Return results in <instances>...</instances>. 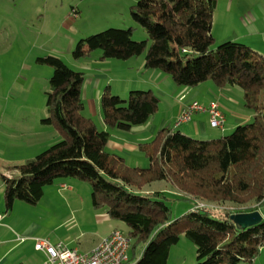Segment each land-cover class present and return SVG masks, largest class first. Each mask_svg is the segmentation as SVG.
Returning a JSON list of instances; mask_svg holds the SVG:
<instances>
[{
  "label": "trees",
  "instance_id": "16d2710c",
  "mask_svg": "<svg viewBox=\"0 0 264 264\" xmlns=\"http://www.w3.org/2000/svg\"><path fill=\"white\" fill-rule=\"evenodd\" d=\"M217 4L218 0H138L131 15L148 33L150 43L133 40L131 28H111L80 40L73 57L78 60L101 50V60H129L147 50L145 68L169 75L178 86L192 88L213 81L219 88H241L244 105L252 112L251 123L208 140L165 126L150 142L139 144L149 166L130 167L108 150L109 129L131 132L147 124L160 99L152 90L131 91L128 99H122L107 87L101 96L106 129H100L84 113L85 73L58 57L39 58V63L54 69L46 93L48 116L42 124L54 127L62 139L8 169L17 172L12 178L1 174L6 209L11 210L17 200L36 205L46 186L74 179L90 185L95 209L128 225L132 258L142 248L136 261L129 256L125 264H167L182 233L197 247V264L253 263L264 248V219L242 229L230 216L264 206V56L234 41L213 49ZM157 181L173 183L185 199L226 207L219 208L225 213L219 216L217 209L196 205L174 220L165 193L145 190Z\"/></svg>",
  "mask_w": 264,
  "mask_h": 264
},
{
  "label": "rangeland",
  "instance_id": "374dc122",
  "mask_svg": "<svg viewBox=\"0 0 264 264\" xmlns=\"http://www.w3.org/2000/svg\"><path fill=\"white\" fill-rule=\"evenodd\" d=\"M137 2L138 0H0V215H5V218L0 217V255L11 249L4 264H20L23 259L24 264H35L43 254L35 248L37 239L57 244L68 233L69 227L72 231L79 230L65 222L68 216L67 205L70 202L74 204L76 198L80 203L92 205L90 185L87 182L67 179L65 182L72 184L73 190L79 192L76 197H70L69 191H73L72 189H61L62 181L57 180L53 185L44 188V195L36 205L17 200L11 210L6 209L1 175L6 170L5 166L20 165L34 159L62 139L54 127L42 124V120L48 116L46 93L50 90L49 80L54 69L39 63V58H61L76 71L83 65L102 69L99 71L106 72L101 80L102 92L109 87L111 94L122 99H128L131 91L152 90L160 99L159 109L151 118L156 126L166 121L169 122L167 126H171L177 95L182 91L179 89L191 88L176 85L169 75L161 71H157V74L165 77L158 84L152 81L149 78L151 71L144 69L147 50L141 56L129 60H101V50L92 52L86 58L77 60L73 57V51L80 40L111 28H131L133 40L150 43L148 33L131 15ZM255 18L259 21L251 28ZM213 28V49L226 41H234L264 56V0H218ZM208 83L219 90L213 81L205 84ZM199 90L201 95L199 98L196 96V99H205L206 90ZM196 92L193 91L191 98ZM219 99L228 109H241L252 114L244 105V91L241 88L225 87ZM229 112L228 110L229 122L226 123V130L221 132L214 128L217 133L212 136L213 139L230 135L238 127L232 125L235 119ZM86 115H91L102 129L97 114L86 112ZM177 119L178 116L175 122ZM184 125L180 127L181 131H186L187 126ZM109 131L112 142L122 143V139L140 144L151 141L137 140V132H123L111 128ZM122 153L121 156L130 167L147 168L150 164L146 154L140 149L127 148ZM145 190L165 193L164 200L171 208L174 220L196 209V205L217 209L214 211L219 216L225 213L220 209L226 207L203 205L192 198H183L180 190L169 181L154 182L147 185ZM258 211L264 216V206ZM113 222L118 224L117 230L128 234L127 224L118 220ZM75 234L76 232L73 233ZM6 240L8 242L3 243ZM140 252L142 248L138 247L134 258L132 251L129 252L132 262L138 259ZM197 262L196 245L184 233L180 234V241L171 248L167 264ZM243 264H264V248L253 263Z\"/></svg>",
  "mask_w": 264,
  "mask_h": 264
},
{
  "label": "crops",
  "instance_id": "0c3cea01",
  "mask_svg": "<svg viewBox=\"0 0 264 264\" xmlns=\"http://www.w3.org/2000/svg\"><path fill=\"white\" fill-rule=\"evenodd\" d=\"M257 21L259 20L255 18L254 23H251V28L255 26ZM213 32L215 33V28H213ZM144 69L146 71H151L152 74L149 75V78L152 81H154L156 84H158L159 80L165 77L161 74H157L158 70L146 69L145 62H144ZM99 70H102V69L83 65L77 71H82L86 75V81H85V86L83 90V99L86 104L84 113L85 115H86V112H88L89 114L91 113L97 114L100 119L101 127L103 129H106V126L103 121L102 111H101V96L103 93L101 89V84H102L101 80H102V76L106 74V72L99 71ZM146 81L149 82L148 79ZM205 83L197 87H193V88L179 89L180 91L181 90L182 91H181V94L177 95L178 97H177L176 105H175L174 112H173L174 119L170 127L174 126L175 119L178 116L179 112L181 111L182 107L185 104L191 103L192 101H198L199 103H201L202 105L206 107H208L211 102H218L220 105V110L226 116V123L229 122L228 115H227L228 110L233 115L235 120L232 123V125L234 127L237 125L238 126L243 125L246 121L252 120V114L243 112L241 109H228L226 106H223L221 104L219 96L222 94V90L225 87L224 88L218 87L219 90H217L215 86H213L212 84H209V83L205 84ZM203 85H206V86H203ZM199 89L206 90L207 97L205 99H202V100L196 99V96H198L199 98V96L201 95L199 94L200 92ZM193 91H197V92L191 98ZM232 100L233 99L230 100L231 103L233 102ZM235 102L238 103L237 100H235ZM86 116L92 118L91 115H86ZM167 124H169V122L167 123L166 121L164 122V124L156 126L154 122L151 121L150 119L147 124L134 128L131 131V133L137 132L139 134V137L137 140L145 139L148 141V140H152L156 136L158 131L162 129L163 127L167 126ZM184 126H187V128L185 129L186 131H182L184 134L191 136L193 138H200V140L213 139L212 136H214V134L217 133L210 124V115L208 112L194 114L192 117V120L188 122L187 124H185ZM221 132L223 131L221 130ZM139 144L140 143L136 141H133L132 143V142H128L123 139H122V143L112 142V140L110 139L107 147L109 151L119 154L121 156V154H123L122 152H124L127 148L131 150H136V149L139 150ZM5 167H6V170L3 171L4 174L5 172L6 173L16 172V171L8 170L10 168L12 169V167H14L13 165H7ZM68 180H59V181H62L60 183V186L67 185L69 189L73 190L74 189L73 185L65 182ZM69 193H70V197H76V195H79V192L74 191V190L69 191ZM76 201H77V205H76ZM74 202H75L74 204L70 202L68 205L66 203L67 209H68V216L66 217L67 220L65 222L71 223L73 227H77L79 228V230L72 231L69 227L67 231L68 233H66L65 237L61 238L62 240L61 243L65 244L66 246L70 248H77L81 252H91L99 245L102 239L108 237L113 231L117 230L116 228H118V224L113 222L114 220H112L104 210L102 209L97 210L92 205L87 206L85 202L80 203L77 200V198L76 200H74ZM0 212H1V207H0ZM0 217L5 218V215H0ZM74 232H76L75 235H73ZM6 242H8V240L4 241L3 243H6ZM0 245H1V242H0ZM10 250L11 249L4 251V254L0 255V264H4L7 256L9 255ZM1 251L2 250H0V252ZM45 259H46V255L43 252V254L40 255L39 261H37L35 264H42ZM24 263H25V260L23 259V261L20 262V264H24Z\"/></svg>",
  "mask_w": 264,
  "mask_h": 264
},
{
  "label": "built area",
  "instance_id": "2783aa9c",
  "mask_svg": "<svg viewBox=\"0 0 264 264\" xmlns=\"http://www.w3.org/2000/svg\"><path fill=\"white\" fill-rule=\"evenodd\" d=\"M184 98V97H183ZM208 112L210 124L213 128L224 132L226 127V116L220 110L218 102H211L208 107L198 101L185 104L174 124L175 128L190 122L196 113ZM12 178V174H5ZM67 188L66 185H62ZM131 240L129 236L120 230H115L108 237L101 240L99 245L91 252H81L77 248H70L63 243L53 244L49 240L37 239L35 248L46 255L42 264H125L129 260Z\"/></svg>",
  "mask_w": 264,
  "mask_h": 264
},
{
  "label": "water",
  "instance_id": "95a60500",
  "mask_svg": "<svg viewBox=\"0 0 264 264\" xmlns=\"http://www.w3.org/2000/svg\"><path fill=\"white\" fill-rule=\"evenodd\" d=\"M230 219L242 229H247L261 223L264 219L259 211L238 213L230 216Z\"/></svg>",
  "mask_w": 264,
  "mask_h": 264
}]
</instances>
